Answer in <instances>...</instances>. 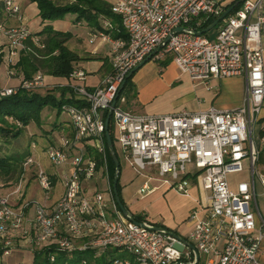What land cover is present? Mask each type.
Returning a JSON list of instances; mask_svg holds the SVG:
<instances>
[{"label":"built area","instance_id":"1","mask_svg":"<svg viewBox=\"0 0 264 264\" xmlns=\"http://www.w3.org/2000/svg\"><path fill=\"white\" fill-rule=\"evenodd\" d=\"M228 0H114L111 11L126 33L113 37L111 21L102 19L101 28L92 31L89 42L98 39L109 44L110 70L93 89L77 83L85 72L75 69L69 88L80 105L64 103L61 112L69 120L70 135H61L57 144L45 152L54 166L66 165L61 174L63 193L48 208L36 199L23 200L18 206L10 196L20 194V179L11 193L0 195V243L2 255L13 245L12 234L21 232L33 247L56 245L61 252L110 249L117 257L109 264H199L198 254L206 255L201 264H264L259 258L264 236L255 186L264 193V173L257 166L259 133L264 132V0H243L217 25L213 38L197 33L188 23L195 17H219ZM15 25L0 24L6 40L4 62L14 74V64L26 41L33 36L24 23L15 0H2ZM181 29L176 31L175 29ZM38 41L37 37H33ZM166 40V41H165ZM167 54L181 73L207 89L212 82L226 77H243L242 104L232 109L214 106L201 111L142 114L123 108L119 96L111 121L115 142L123 157L138 172L154 169L162 182L184 196H190V174L199 176L201 186L210 191L204 218L196 213L187 239L197 256L184 242L171 234L153 229L147 220L130 221L118 209L109 189L110 201L97 191L93 200L84 194L83 181L95 177L100 168L108 178L105 152V116L127 74L146 57L160 61ZM43 75L36 73L18 86L1 87L0 97L19 88L35 90L43 86ZM99 155L100 163L91 154ZM248 181L232 189L228 175L241 172L245 162ZM35 164L32 156L24 169ZM36 179L46 195L52 189L50 175L37 166ZM141 188V192L145 190ZM254 208L251 209L250 205ZM33 214L27 220V209ZM259 223L257 227V223ZM83 239L81 243H77ZM123 255V256H120ZM54 256H50V261ZM80 264H87L82 259Z\"/></svg>","mask_w":264,"mask_h":264},{"label":"crops","instance_id":"2","mask_svg":"<svg viewBox=\"0 0 264 264\" xmlns=\"http://www.w3.org/2000/svg\"><path fill=\"white\" fill-rule=\"evenodd\" d=\"M106 1L112 4L114 0ZM232 1L228 0L227 2L231 3ZM15 2L19 4L24 23L27 24L32 33L39 32L47 26L55 30L70 31L72 37L66 44L69 49L75 51L79 56V60L75 63V69H81L85 72V78L77 83L83 84L89 89H93L101 84L110 70L109 44L102 41L89 42V35L96 28L87 25L83 20H76V15L72 13H67L62 19L42 21L38 16V8L35 2H31L30 0H15ZM29 15H35L37 17L34 28H31L28 24L31 19ZM66 19H70L69 21L72 22L68 28L63 27L66 26ZM99 21H102L101 18H99ZM16 23L17 20L15 18L4 13L0 24L15 25ZM215 34L216 32L213 36ZM1 47L6 52L5 39ZM161 62L164 63L162 66L159 65ZM3 64L4 62L2 61L0 68ZM4 69L3 79L0 77V88L18 85L23 78L22 74L16 72L12 78L6 75V65ZM42 75L43 86L34 91L40 94L52 93L57 99L61 96L64 99H69L72 96L74 99H78L73 91H70L71 89L68 86L71 81L70 77ZM211 85L212 87L207 89L202 83H194L188 75L178 70L171 59V55L167 54L160 61L152 59L143 61L130 75L126 90L121 95L127 97L129 100H127L128 102H124L126 107L123 106V103H120V105L135 113L154 115L182 112V110L196 112L205 110L211 106L224 110L236 108L242 104L245 92V80L243 77H226L213 81ZM60 88H64L65 90H60ZM43 115H45L44 120L51 124V130L58 132L57 142L48 140L44 146L46 149L49 145L57 144L61 135H70L71 127L68 117L64 113L61 111L56 112L53 107L45 105L40 112L39 124L30 122L25 126L24 130L28 132L29 136H38L39 138L47 137L48 131L44 128ZM257 139L260 151L264 146V134L262 136L259 135ZM29 147L34 148L35 144L31 142ZM26 151L29 152L28 156H32L35 160V164L26 167L22 175V183L25 181V186L27 187L30 179L36 178L37 166L42 167L30 148L26 149ZM115 153L120 164L118 177L120 197L128 212L130 214L142 215L153 226L167 228L181 237L187 238L195 222V220H189L190 216L194 212L198 218H204L207 212L206 210L209 207L210 191L202 188L201 183H199V176L196 173L189 175L190 196H184L162 182L154 169L138 172L125 160L121 150V157L117 154L116 149ZM244 163V169L241 172H233L228 175V182L232 189L236 188L238 182L249 180L247 163L246 161ZM256 167L264 173V154L258 156ZM45 173L51 177L53 182L51 190H53L56 186V173L46 171ZM257 185L259 184L256 183ZM143 186L146 188L141 192ZM7 187H9V190L4 192V194L13 191V185ZM62 188L58 195H50V193L46 195L44 193L40 198L33 197L32 199H36L50 208L58 198L60 199L63 193ZM83 189L85 196L91 201L93 200L94 193L97 191L102 192L104 198L110 201L108 190H112V187L110 185L109 175L106 178L100 168L97 169L95 177L83 181ZM5 190L3 189V191ZM25 195L26 188L23 191L21 190L20 194L18 192L12 194L10 196V202L18 206L23 200L30 199H26ZM255 195L258 205L257 209L264 216V193L260 185L259 191L257 192L256 190ZM250 207L253 209L254 205L251 204ZM26 213L28 220L32 217L33 209L31 207L28 208ZM258 225L259 223H257V227ZM12 237L13 245L11 246L10 252L7 255H0V264H39L34 260L33 246L24 239L21 232H14ZM82 241L83 239H79L77 243H81ZM94 254L95 258L105 254L106 259L118 256L114 250L110 249H98L94 251ZM259 258L264 263V236L260 241ZM198 259L199 264H201L205 261L206 255L199 253Z\"/></svg>","mask_w":264,"mask_h":264},{"label":"trees","instance_id":"3","mask_svg":"<svg viewBox=\"0 0 264 264\" xmlns=\"http://www.w3.org/2000/svg\"><path fill=\"white\" fill-rule=\"evenodd\" d=\"M35 2L38 8V16L42 21L62 19L67 13L76 15V20H83L87 25L96 29L101 28V21L99 18L108 19L112 22L113 28L109 33L113 37H126V33L120 23L119 18L112 13L111 4L106 0H30ZM236 0L229 3L225 9ZM240 6H235L237 9ZM4 8L2 1L0 3V23L4 16ZM264 13V3H263ZM6 14V13H5ZM216 18L198 16L193 18L188 26L201 31L211 24ZM210 31V30H209ZM209 31L203 33L209 36ZM70 31L55 30L50 26L44 27L41 31L32 33L25 43L26 48L20 50L19 55L14 64V71L22 74L23 80L31 79L36 73L47 74L58 77H69L75 70V63L79 60L78 54L69 49L66 42L72 37ZM33 37H37L38 41H34ZM6 52L0 51V64L4 62L3 56ZM5 63V62H4ZM164 63H159L162 66ZM130 78V77H129ZM126 80L124 89H122L119 96L126 90ZM20 81V82H21ZM64 88H60L63 90ZM65 90V89H64ZM72 91V90H70ZM64 103L80 105L79 99H74L73 96L69 99H64L62 96L56 98L52 93L40 94L34 90H25L19 88L12 95L0 97V185L12 186L23 175V162L29 154L26 149H13L12 151L4 149L8 141L16 140L19 134L22 133L25 126L30 122L39 124L40 112L45 105L53 107L56 112L61 111V105ZM106 116V113L104 114ZM109 134L112 139V144L115 142V131L112 121L110 119ZM264 132H260L262 136ZM105 152L108 167V175L110 185L115 171L113 159L108 151L106 140ZM115 149V146H114ZM91 154L95 155L98 163H100L99 155L93 149H89ZM259 156L264 154V146L258 152ZM53 185V182H52ZM117 191L120 197V186L117 182ZM124 205V204H123ZM135 221H143L144 216L138 214H131ZM34 260L39 264H80L84 258L87 264H109L110 259H106L103 254L95 258L93 250L73 252H61L57 250L56 245L51 244L42 247H33ZM2 253V246L0 243V255ZM54 256V260L50 261V256ZM123 256V255H120Z\"/></svg>","mask_w":264,"mask_h":264},{"label":"rangeland","instance_id":"4","mask_svg":"<svg viewBox=\"0 0 264 264\" xmlns=\"http://www.w3.org/2000/svg\"><path fill=\"white\" fill-rule=\"evenodd\" d=\"M30 16V21L28 22L29 26L31 28H34L35 27V22L37 20V17L34 15H29ZM32 16V17H31ZM70 19H66V26H63L64 28H68L70 26V22L69 21ZM218 25H216L215 27L211 28L210 31H209V36L211 38H213V34L216 32V30L218 29L217 28ZM100 40H97V42H99ZM4 42V38L2 36H0V51L2 50L1 48V45L3 44ZM5 64V63H4ZM3 64V65H4ZM1 66L0 68V77L1 79H3V76H4V66ZM8 68L9 66L6 65V75L9 76V77H14L15 74H16V71H14V74H10L9 71H8ZM21 81V80H20ZM20 83V82H19ZM18 83V85H19ZM16 85V86H18ZM14 87V86H12ZM132 94V93H131ZM124 97V96H122ZM127 100H129L127 97H124V102H128ZM123 106H125V103H123ZM126 107V106H125ZM43 123H44V128L46 131H48V135L47 137L45 138H39L38 136H29L28 132L26 130H23L21 134H19V136L16 138V140H13V141H8L6 143V146H3L4 149H7V150H13V149H21V150H25V149H29L33 152V154L35 155L36 159L38 160L39 164L41 165V167L46 171V172H49V173H56V186L53 190L50 191V195H58L59 191L61 190L62 188V183H61V177H60V174L68 169V167L66 165H61V166H54L50 160L48 159L47 155H46V152H45V148L44 146L47 144L48 140H51L53 142H57L58 140V132L56 131H52L51 130V124L47 123L45 119V115H43ZM33 125V124H31ZM31 142H33L35 144V147L34 148H31L29 147ZM115 146V149H116V152L117 154L119 155V157H121L120 155V150L118 148V145H116V142H114L113 144ZM21 179V178H20ZM19 179V180H20ZM19 180L13 184V187L15 188L16 185L18 184ZM23 181V176H22V179ZM6 187V188H5ZM9 187L7 186H3V185H0V190L3 191V189L5 191H1L0 192V195H3L4 192H7L9 189ZM13 188V189H14ZM26 188V195H25V198L26 199H32L33 197L35 198H40L43 194H44V191L40 188L39 184H38V181L36 178H31L30 181H29V184L27 185V187L25 186V181L23 182V187H22V191ZM256 190L257 192L259 191V185L256 186ZM5 195V194H4Z\"/></svg>","mask_w":264,"mask_h":264},{"label":"water","instance_id":"5","mask_svg":"<svg viewBox=\"0 0 264 264\" xmlns=\"http://www.w3.org/2000/svg\"><path fill=\"white\" fill-rule=\"evenodd\" d=\"M243 0H236L234 3H232L231 5H229L227 7V9H225L223 11V13L217 17L211 24H209L206 28H204L203 30L201 31H197V33H200V34H203V33H206V31L208 32L211 28L215 27L221 20H223L228 14L229 12H231L235 6L239 5ZM181 28L180 27H177L175 30L178 31L180 30ZM166 41V40H165ZM150 57H146V60H149ZM142 64V62L140 64H138L136 67H134L128 74L127 76L125 77L123 83L119 86L118 91H117V94L114 98V100L111 102V105L106 113V116H105V140H106V145H107V148H108V151L113 159V162H114V166H115V171H114V176H113V181H112V192H113V198H114V201L118 207V209L120 210L121 214L127 218L128 220L130 221H135L134 218L131 216V214L128 212V210L125 208V206L123 205V203L121 202L120 198H119V194H118V191H117V182H118V177H119V171H120V164H119V160L117 158V155L115 153V149H114V145L112 144V139H111V136L109 134V131H108V127H109V122H110V119H111V115H112V110H113V107L115 105V102L117 100V98L119 97L123 86L125 85V82L126 80L130 77V75ZM153 229L155 230H158V231H162V232H165V233H168V234H171L173 235L174 237H176L178 240L184 242L191 250H193L197 256V250L195 248V246L191 243L188 242L187 239L181 237L180 235L174 233L173 231L167 229V228H163V227H158V226H153ZM173 264H182L181 262H175Z\"/></svg>","mask_w":264,"mask_h":264}]
</instances>
